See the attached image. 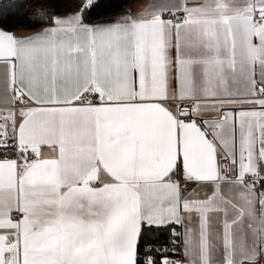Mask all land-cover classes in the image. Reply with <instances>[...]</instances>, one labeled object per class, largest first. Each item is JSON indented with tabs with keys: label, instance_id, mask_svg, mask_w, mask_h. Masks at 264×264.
<instances>
[{
	"label": "snow or ice",
	"instance_id": "snow-or-ice-1",
	"mask_svg": "<svg viewBox=\"0 0 264 264\" xmlns=\"http://www.w3.org/2000/svg\"><path fill=\"white\" fill-rule=\"evenodd\" d=\"M98 4L0 28V264H264V0Z\"/></svg>",
	"mask_w": 264,
	"mask_h": 264
},
{
	"label": "trees",
	"instance_id": "trees-1",
	"mask_svg": "<svg viewBox=\"0 0 264 264\" xmlns=\"http://www.w3.org/2000/svg\"><path fill=\"white\" fill-rule=\"evenodd\" d=\"M136 1L138 0H99V4L92 9L88 22L95 23L117 17ZM42 2L49 3L51 7L55 8V14L60 16L68 14L73 8V0H25L26 7L20 14L0 16V28L9 32L36 30L30 23L29 17L34 15L33 10ZM176 230L181 232L179 226H175ZM149 238L152 241L150 247L160 249L161 254L166 253L169 257L175 254L167 252L166 248L172 247L177 240L182 241V237L174 236L170 229H160L154 234H149Z\"/></svg>",
	"mask_w": 264,
	"mask_h": 264
},
{
	"label": "crops",
	"instance_id": "crops-1",
	"mask_svg": "<svg viewBox=\"0 0 264 264\" xmlns=\"http://www.w3.org/2000/svg\"><path fill=\"white\" fill-rule=\"evenodd\" d=\"M152 3H153V0H138V1L134 2L132 5H130L128 8H126L121 15L114 17V18L107 19V20L97 21L95 23H102L104 21L115 20L119 17H122V16L128 14L129 11H131L133 14H138V13L142 12L145 8L149 7V5H151ZM35 31L36 30H33V31H31V30H18V31H15L12 33H14L17 36H28V35L33 34V32H35ZM4 106L5 105L3 103V96H2V93H0V107H4ZM180 230L182 231L181 228H180ZM182 256H183V245H182ZM183 259H184V261L186 260V258L184 256H183ZM220 259H221V257L219 256V254H216L214 256V260L219 261Z\"/></svg>",
	"mask_w": 264,
	"mask_h": 264
},
{
	"label": "built area",
	"instance_id": "built-area-1",
	"mask_svg": "<svg viewBox=\"0 0 264 264\" xmlns=\"http://www.w3.org/2000/svg\"><path fill=\"white\" fill-rule=\"evenodd\" d=\"M176 232H180V231L176 230ZM166 251L172 252L175 254L174 256L169 257V258L184 261L183 256H182V244L179 240H177V242L172 247L166 248Z\"/></svg>",
	"mask_w": 264,
	"mask_h": 264
}]
</instances>
